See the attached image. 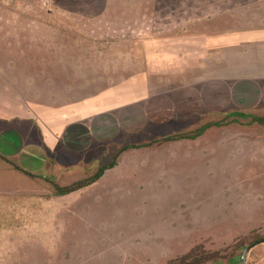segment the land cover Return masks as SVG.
Segmentation results:
<instances>
[{
    "label": "rangeland",
    "instance_id": "obj_1",
    "mask_svg": "<svg viewBox=\"0 0 264 264\" xmlns=\"http://www.w3.org/2000/svg\"><path fill=\"white\" fill-rule=\"evenodd\" d=\"M262 12L264 0H0V155L13 164L0 159V264H171L264 233V124L126 150L65 196L48 185L225 111L264 112V84L248 80L264 71ZM241 31L259 62L237 60V46L222 58ZM79 119L87 128L68 130ZM42 132L84 153L40 151ZM245 264H264V243Z\"/></svg>",
    "mask_w": 264,
    "mask_h": 264
},
{
    "label": "trees",
    "instance_id": "obj_2",
    "mask_svg": "<svg viewBox=\"0 0 264 264\" xmlns=\"http://www.w3.org/2000/svg\"><path fill=\"white\" fill-rule=\"evenodd\" d=\"M220 116L221 117L215 121L213 120L205 121L202 124H200L199 127H196L191 130H185L183 132L173 133L172 135L163 137L158 140H153L140 144L126 145L116 153L114 159L109 164L98 167L97 171L91 176L87 177L86 179H79L65 186H59L49 181V177L47 179H44L43 177L40 176L28 174L24 170L20 172L25 176L27 175L28 178H34V179L38 178V180H40L41 182L44 181V183L46 184L51 182L48 185L54 190L55 194L59 196H65L80 191L81 189L91 186L95 182H97L98 179L101 178L105 170L115 166L117 157L126 150L137 149L140 147H158L161 146L163 143L170 141L195 140L201 137L205 133L204 131L208 130V128L210 127H222V126L233 125L242 128H250L252 126V123L264 124V113H257L250 111L249 112L225 111L222 114H220ZM0 159L9 162L8 159L4 158V156L1 155H0ZM9 164L13 165L11 162H9ZM14 167L17 166L14 165ZM262 238L264 239V233L260 234L258 232H252L248 236H244L236 240L233 244H230L218 250L205 251L203 249L196 248L191 252L185 253L182 256H178L173 261H171V264H211V263L222 264L223 262L234 264L233 262L235 261V259H239V260L241 259L242 252L246 246L253 244L257 240ZM253 248L248 253L249 258L252 255Z\"/></svg>",
    "mask_w": 264,
    "mask_h": 264
},
{
    "label": "crops",
    "instance_id": "obj_3",
    "mask_svg": "<svg viewBox=\"0 0 264 264\" xmlns=\"http://www.w3.org/2000/svg\"><path fill=\"white\" fill-rule=\"evenodd\" d=\"M243 10V9H242ZM244 12V11H243ZM252 13H254V12H252ZM258 17H264V12H262V13H260L259 15H258ZM262 25V30H259L258 31V36H259V43L261 44V48H263L264 47V36L262 35V33L264 34V21H261L258 25H253L252 26V29L253 28H256V27H259V26H261ZM226 27V26H225ZM227 28V27H226ZM240 29V26H236L234 29H231V31L232 32H235V31H240L239 30ZM252 29L250 30V31H252ZM225 33H229V31L228 30H226V32ZM242 33V31L240 32V34ZM244 34H241V37H237L236 36V38H226L227 40H225L224 39V41H223V43L221 44L222 46H223V49L225 50V52H224V54H223V56H222V58H227L228 60L229 59H236L235 57H231V52H233V50L235 49L234 47H238V49H239V51H238V53H236V56L238 57V59L237 60H257V62H259V59H261V53L262 52H260V51H258L257 49H254V47H255V43H256V41H258V40H256V36H254V38H247V37H244L243 36ZM249 37V36H248ZM246 38V39H245ZM263 40V41H262ZM232 43H235V44H237V45H231ZM216 46H213V49H211V53H212V55L215 57V58H220V57H217V55H215L216 54V49H214ZM217 47H221V46H217ZM237 48H236V50H238ZM226 63H229L228 61L226 62ZM246 77V76H245ZM239 79H243V78H239ZM244 79H246V78H244ZM248 80H251V81H253L254 82V85L255 86H257V85H259V83H261L262 82V84H264V71L262 72V74L260 73V74H255V75H253V76H249L248 77ZM241 81V80H240ZM255 86H254V88H255ZM250 87V86H249ZM262 87L264 88V85H262ZM239 89V92H240V89L242 88L241 86L240 87H238ZM235 90H236V88H234ZM264 90V89H263ZM248 92V91H247ZM242 94H245L243 91L241 92ZM83 103L84 102H81V106L84 108V107H86L87 106V108H88V110H90V109H92L91 111L92 112H89V114L92 116L93 114H97L98 112V110H95V109H93V108H91V107H89V105L91 104V103H88V104H86L85 106H83ZM80 105H79V109H82L81 107H80ZM92 105H94L93 103L91 104V106ZM85 110L84 109H82V110H80L79 112L80 113H83ZM245 112H249V111H245ZM250 112H252V111H250ZM261 113H264V112H261ZM85 114V113H84ZM28 115V114H27ZM68 124H70L67 128H68V130H71V125L72 124H74V127L76 126V125H81V126H83L85 129L87 128V124H86V122H85V120L84 119H79V120H76V121H72V123L71 122H69ZM67 124V125H68ZM83 124V125H82ZM61 132H58V134H60ZM86 133V132H85ZM58 134H54V136L52 135L49 139H51V143L47 140V136H48V133L47 132H45V133H43L42 132V135L40 134L39 136H40V141L38 140V142H42L40 145H38L37 147H39V149H41L40 151H42V149L45 151V149H47V147L49 146V145H51V146H56V145H59L60 144V142H61V144L63 143L64 144V141H62V139H60V136H58ZM69 133L66 131L65 132V136L67 137V135H68ZM82 134V133H81ZM70 137V136H69ZM71 139H73V137H70ZM69 138V139H70ZM77 138L76 137H74V139H73V141L75 142V140H76ZM67 143L70 145V146H72V143L71 142H68L67 141ZM64 146H66V148H67V145H65L64 144ZM69 147V146H68ZM77 149L78 150H74L73 152H71V148L69 147V149L67 148V150H69V153H77V154H79L80 155V153H84L83 152V150H81V149H79V147H77ZM42 159H44V158H46L45 157V154H43L42 156H40ZM77 160H81V158H80V156H78L77 158H76ZM72 162V160H69V163H71ZM79 164L80 165H75L74 167H76L77 166V168H74L73 170H71V173H72V175L74 176V175H79V177H78V179L77 180H79V179H82V178H84L83 176H85V175H80V174H78V172L81 170V171H86V169H87V167L88 166H90V167H98V163H96V160H93L92 162H84L83 160H82V163H81V161L79 162ZM82 164H85L84 166H82ZM47 170V169H46ZM86 177V176H85ZM76 180V181H77Z\"/></svg>",
    "mask_w": 264,
    "mask_h": 264
},
{
    "label": "water",
    "instance_id": "obj_4",
    "mask_svg": "<svg viewBox=\"0 0 264 264\" xmlns=\"http://www.w3.org/2000/svg\"><path fill=\"white\" fill-rule=\"evenodd\" d=\"M262 243H264V239L259 240V241L255 242V243H253V244H250V245L246 246V247L244 248L243 252H242L241 263H240V264H245L249 251H250L253 247H255V246L259 245V244H262Z\"/></svg>",
    "mask_w": 264,
    "mask_h": 264
}]
</instances>
